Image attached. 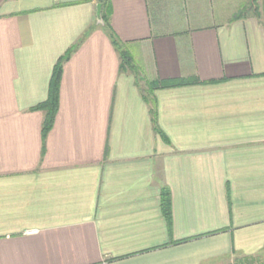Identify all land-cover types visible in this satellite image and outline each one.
<instances>
[{"label": "crops", "instance_id": "1", "mask_svg": "<svg viewBox=\"0 0 264 264\" xmlns=\"http://www.w3.org/2000/svg\"><path fill=\"white\" fill-rule=\"evenodd\" d=\"M243 4L0 0V264H200L264 248V7ZM81 38L42 138L33 107Z\"/></svg>", "mask_w": 264, "mask_h": 264}, {"label": "trees", "instance_id": "2", "mask_svg": "<svg viewBox=\"0 0 264 264\" xmlns=\"http://www.w3.org/2000/svg\"><path fill=\"white\" fill-rule=\"evenodd\" d=\"M102 1L100 0V2ZM257 9L258 8L254 9V13L256 14V16H260ZM101 16L103 20L102 27L104 31L106 32L107 36L109 37V39L111 40L114 48L116 49L120 57V71H124L127 69L133 70L134 64L132 62L131 56L129 55L127 50L124 48L123 43L119 41V39L117 38L116 34L114 33V31L112 30L110 26L109 18H108L109 17V6L106 5L105 3L101 11ZM81 41H82V38L78 40L76 44L70 47L59 58L52 72L47 99L33 107L34 110H42L44 112V118H43L42 128H41L42 138H45L47 132L51 129L53 121H54V117L57 111L59 83H60V77H61V72H62V63L68 59L70 54L76 49V47L80 44ZM183 83H184L183 80H167V81L160 82L159 86L161 87L176 86V85H181ZM157 86L158 85L155 83L148 84L147 93L155 89ZM146 100H148L151 103H154V101H152V99L150 98L146 97ZM155 113L156 112L154 110V107H152L151 114L153 118L155 117ZM164 195H167V194L162 195V199H161L162 212L168 222V225L171 226L170 199L168 198V196H164ZM185 240L186 239L177 240L176 242L179 243ZM218 262H223V264H264V248H261L251 254H241V253H236V251H232V253L228 255L211 258L206 261H203L200 264H217Z\"/></svg>", "mask_w": 264, "mask_h": 264}, {"label": "rangeland", "instance_id": "3", "mask_svg": "<svg viewBox=\"0 0 264 264\" xmlns=\"http://www.w3.org/2000/svg\"><path fill=\"white\" fill-rule=\"evenodd\" d=\"M243 2L244 4L241 9V13L243 14H252L255 8L261 9L264 7V0H243ZM217 264H223V262H218Z\"/></svg>", "mask_w": 264, "mask_h": 264}, {"label": "water", "instance_id": "4", "mask_svg": "<svg viewBox=\"0 0 264 264\" xmlns=\"http://www.w3.org/2000/svg\"><path fill=\"white\" fill-rule=\"evenodd\" d=\"M96 23L98 24L103 23L102 16H101V4L100 3L96 5Z\"/></svg>", "mask_w": 264, "mask_h": 264}]
</instances>
